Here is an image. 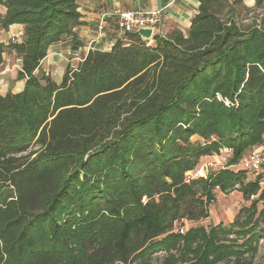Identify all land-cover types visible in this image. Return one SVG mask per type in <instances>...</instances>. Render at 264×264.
<instances>
[{
  "label": "trees",
  "instance_id": "1",
  "mask_svg": "<svg viewBox=\"0 0 264 264\" xmlns=\"http://www.w3.org/2000/svg\"><path fill=\"white\" fill-rule=\"evenodd\" d=\"M197 1L186 33L124 35L58 83L39 68L82 47L77 0H0V30L23 28L0 68L14 53L25 80L0 94V264H253L264 176L229 167L264 144V26L238 25L243 0ZM221 150L225 168L189 177ZM235 186L258 197L231 224L174 231Z\"/></svg>",
  "mask_w": 264,
  "mask_h": 264
},
{
  "label": "crops",
  "instance_id": "2",
  "mask_svg": "<svg viewBox=\"0 0 264 264\" xmlns=\"http://www.w3.org/2000/svg\"><path fill=\"white\" fill-rule=\"evenodd\" d=\"M81 26L76 29L81 48L73 52L66 43L51 46L47 56L41 61L39 72L51 76L60 82L66 68L76 66L84 52L89 49L108 51L117 40H124V35L116 30L113 12H148L160 11L161 22L157 33L167 35L172 29L183 33L189 29L191 19L197 15V0H77ZM2 9L1 13L4 14ZM22 26L12 25L7 31L0 30V43H6L12 37L22 36ZM0 68V94L20 93L25 80L17 77L21 69L20 60L14 53L4 54ZM38 73V72H37ZM60 80H58V79Z\"/></svg>",
  "mask_w": 264,
  "mask_h": 264
},
{
  "label": "rangeland",
  "instance_id": "3",
  "mask_svg": "<svg viewBox=\"0 0 264 264\" xmlns=\"http://www.w3.org/2000/svg\"><path fill=\"white\" fill-rule=\"evenodd\" d=\"M233 1V0H229ZM260 23L264 26V0H243L242 12L237 17V23L242 28L249 26L253 23ZM58 79V78H57ZM60 80V79H58ZM195 140V139H194ZM264 153V144L259 147ZM231 153L228 150H221L219 155L205 156L200 159V163L195 171L191 172L189 177H204L208 173H214L225 168L230 161ZM240 160L233 167H229L230 170L242 171L246 174L244 183H250L255 180L261 173H251L250 171L240 168ZM262 175V174H261ZM264 176V173H263ZM264 181V179L262 180ZM262 186V184H260ZM257 195L251 196L250 199H246L238 186H235V190L229 192H223L221 190L214 191V200L211 203H207L208 217L201 220H187L181 219L174 223V231L178 229L180 231H186L195 227H203L207 229L210 226L224 225L228 226L234 220L236 215L241 211L248 209L254 200L257 199ZM264 208L262 202H258L257 213ZM258 253L253 259V264H264V242L262 240L258 243ZM154 264V261H153Z\"/></svg>",
  "mask_w": 264,
  "mask_h": 264
},
{
  "label": "built area",
  "instance_id": "4",
  "mask_svg": "<svg viewBox=\"0 0 264 264\" xmlns=\"http://www.w3.org/2000/svg\"><path fill=\"white\" fill-rule=\"evenodd\" d=\"M113 16L116 19L115 28L122 35L136 33L142 28L151 29L153 35L159 31L157 27L161 22V14L157 10L148 12L114 11ZM239 166L247 170V172L264 173V153H262L260 148L251 149L247 156L240 162Z\"/></svg>",
  "mask_w": 264,
  "mask_h": 264
},
{
  "label": "water",
  "instance_id": "5",
  "mask_svg": "<svg viewBox=\"0 0 264 264\" xmlns=\"http://www.w3.org/2000/svg\"><path fill=\"white\" fill-rule=\"evenodd\" d=\"M136 34L139 35L144 40H150L154 36L153 31L151 29H145V28L138 30Z\"/></svg>",
  "mask_w": 264,
  "mask_h": 264
}]
</instances>
